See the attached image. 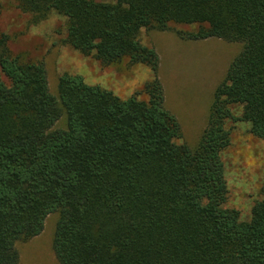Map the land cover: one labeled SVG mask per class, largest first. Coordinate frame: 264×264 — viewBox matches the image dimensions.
<instances>
[{
	"label": "trees",
	"instance_id": "obj_1",
	"mask_svg": "<svg viewBox=\"0 0 264 264\" xmlns=\"http://www.w3.org/2000/svg\"><path fill=\"white\" fill-rule=\"evenodd\" d=\"M41 22L67 19L66 43L104 66L127 60L152 79L121 99L63 75L58 96L43 63H25L0 36V264L58 215L60 264H264V185L243 221L226 209L229 123L264 140V0H18ZM2 5L0 3V16ZM243 44L217 88L195 149L165 106L160 59L143 30ZM145 99H140V97ZM241 115L236 116L235 112ZM64 128H56L61 122Z\"/></svg>",
	"mask_w": 264,
	"mask_h": 264
},
{
	"label": "rangeland",
	"instance_id": "obj_2",
	"mask_svg": "<svg viewBox=\"0 0 264 264\" xmlns=\"http://www.w3.org/2000/svg\"><path fill=\"white\" fill-rule=\"evenodd\" d=\"M0 3V36L10 38L12 54L20 56L23 62L45 65L52 95L58 96L59 80L67 74L80 76L87 85L100 86L124 100L132 98L151 81L152 73L145 66H130L127 60L104 66L73 49L66 43V18L52 13L36 23L32 15L19 9L18 0ZM195 30L196 27L173 25L168 32L143 30L140 37L144 46L163 47L167 51L168 70L162 81L165 106L181 125L183 137L179 144L191 149L198 146L207 128V123L202 128L203 118L210 114L217 88L243 50L241 43L219 39L189 42L178 36L179 31ZM235 114L241 115L238 111ZM61 127H65V122L56 126ZM228 128L231 145L222 156L229 189L225 208L238 211L243 221H249L254 206L261 200L264 185V140L255 138L247 123L231 122ZM57 222V214L49 216L41 235L16 244L19 264H60L53 249Z\"/></svg>",
	"mask_w": 264,
	"mask_h": 264
},
{
	"label": "crops",
	"instance_id": "obj_3",
	"mask_svg": "<svg viewBox=\"0 0 264 264\" xmlns=\"http://www.w3.org/2000/svg\"><path fill=\"white\" fill-rule=\"evenodd\" d=\"M189 42H199V41H189ZM154 50L157 52V54H158V56L160 55V66H159V77H160V73H162V76H161V78H160V80H161V82L164 80V78H166V76H164V74H165V70L167 69L168 70V63H167V59H168V57L166 56V50L163 48V47H160V48H158V47H154ZM166 61V62H165ZM166 83V82H165ZM163 85V84H162ZM164 88V87H163ZM165 92V91H164ZM170 112V111H169ZM175 113V112H174ZM174 115V114H173ZM177 118V117H176ZM208 118H209V116H208ZM208 118H206L205 116H204V118H203V121H204V124H203V126H202V128H204L205 129V125H206V123L208 124V122H207V120H208Z\"/></svg>",
	"mask_w": 264,
	"mask_h": 264
}]
</instances>
